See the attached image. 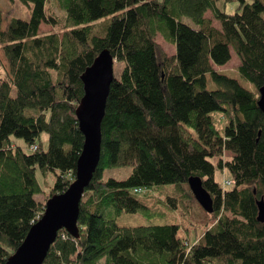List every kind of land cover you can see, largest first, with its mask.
<instances>
[{"label":"trees","instance_id":"1","mask_svg":"<svg viewBox=\"0 0 264 264\" xmlns=\"http://www.w3.org/2000/svg\"><path fill=\"white\" fill-rule=\"evenodd\" d=\"M31 18L0 10V264L22 244L46 202L76 175L85 137L76 110L83 74L102 50L124 61L102 122L101 158L80 204L79 236L61 229L44 264H264V0H241L227 13L217 0H20ZM211 11L221 28L206 16ZM63 12V13H62ZM110 16L105 34L97 20ZM188 17L199 29L184 22ZM52 26L41 32V25ZM176 47L169 55L158 42ZM231 48L241 63L227 64ZM244 83H248L246 85ZM13 88L16 96H11ZM222 111L221 132L212 113ZM49 136L45 150L37 139ZM22 138L27 152L15 145ZM229 154L226 158L225 155ZM133 164L124 180L104 170ZM56 173L44 202L37 169ZM229 171L230 185L220 172ZM202 177L214 201L207 212L188 180ZM173 184L148 205L138 188ZM124 212L155 223L121 226ZM204 227L200 241L179 236L182 225Z\"/></svg>","mask_w":264,"mask_h":264},{"label":"water","instance_id":"2","mask_svg":"<svg viewBox=\"0 0 264 264\" xmlns=\"http://www.w3.org/2000/svg\"><path fill=\"white\" fill-rule=\"evenodd\" d=\"M116 58L104 49L83 74L84 95L76 110L79 128L85 140L77 161L76 175L66 191L50 197L40 218L32 225L22 244L11 254L6 264H44L51 245L59 231L65 229L79 236L80 204L101 158L102 122L107 100L114 81ZM258 105L264 111V80ZM190 189L200 205L209 213L214 211V201L203 184L202 177L193 175L188 180ZM258 217L264 223V198L257 201Z\"/></svg>","mask_w":264,"mask_h":264},{"label":"rangeland","instance_id":"3","mask_svg":"<svg viewBox=\"0 0 264 264\" xmlns=\"http://www.w3.org/2000/svg\"><path fill=\"white\" fill-rule=\"evenodd\" d=\"M246 2H252V0H246ZM240 3L241 0H217V5L219 9L227 13H234L237 11L242 12V9H238ZM0 10L2 11V15H3V25H2L3 29L8 28L9 22L12 18H21L24 20H29L31 18V9L23 5L20 2V0H0ZM206 15L212 18L214 26H216L219 29L221 28V22L213 17L211 11H208ZM109 20H110V16H106L95 21L96 32H98L101 35H104L105 27L109 22ZM184 22L189 24L191 27L195 29L200 28L199 24L195 23L192 19L188 17L184 18ZM40 29L41 32H47L52 29V26L42 24ZM157 40L165 48L166 52L169 55L172 52L176 53V47L173 44L165 41L164 37L161 34H159ZM231 53H232L231 60L227 64L221 66H215V68L222 71L236 69L240 65L241 60L239 55L234 51L233 48H231ZM0 56L6 68L9 69L8 62L5 59V54L2 50H0ZM123 66H124V61H118L114 63V75L116 78H120ZM244 84L249 85L248 83H244ZM11 96L13 97L16 96L15 88H13L11 92ZM212 118L218 129L221 132H224L225 126L228 124L229 121L227 115L222 111H215L212 113ZM13 141L15 145L22 146L27 152H31L33 150L32 147L31 148L27 147L25 141L22 138L13 137ZM37 143L40 144L45 150H47L49 146L48 133L42 132L40 137L37 139ZM228 156L229 154L225 155L226 158ZM133 167H134L133 164H128L120 167L107 168L104 170L103 179L107 180L113 177L118 180H124L128 178L129 175L132 173ZM220 175L222 176L220 180L231 179L229 177L228 170H223L222 172H220ZM37 180L42 188V192L36 194L35 199L37 201L44 202L45 194H49L51 192V189L56 183V173L53 171H49L47 174H44L38 168ZM174 189L175 186L173 184L155 186L153 188H145L144 191L140 193L138 196L148 205H153L157 197L161 196L163 198V196L170 195L174 192ZM177 220L182 223L179 229V236L186 238L190 244H194L195 242L200 241L204 233L206 232V229L204 227L195 228L192 225H189L187 222H182L180 218H178ZM117 221L121 226H138V225H148L151 223H155V220L151 221L139 213H131V212H124L118 217Z\"/></svg>","mask_w":264,"mask_h":264},{"label":"built area","instance_id":"4","mask_svg":"<svg viewBox=\"0 0 264 264\" xmlns=\"http://www.w3.org/2000/svg\"><path fill=\"white\" fill-rule=\"evenodd\" d=\"M36 148H37V147L34 146V147H33V150H35ZM230 183H232V180H231V179H230V180H228V179H224V180H223V184L226 185V186L230 185ZM143 191H144L143 188H138V189L135 190L136 193H142Z\"/></svg>","mask_w":264,"mask_h":264},{"label":"crops","instance_id":"5","mask_svg":"<svg viewBox=\"0 0 264 264\" xmlns=\"http://www.w3.org/2000/svg\"><path fill=\"white\" fill-rule=\"evenodd\" d=\"M206 14H207V13H206ZM206 16H207V15H206ZM207 17H209V16H207ZM209 18H210V17H209ZM175 54H176V53H173V52H172L170 55H175Z\"/></svg>","mask_w":264,"mask_h":264}]
</instances>
